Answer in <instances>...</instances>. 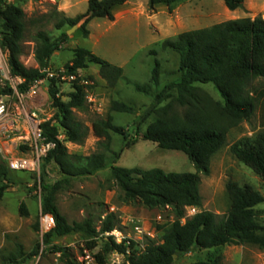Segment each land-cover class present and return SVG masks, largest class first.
Returning a JSON list of instances; mask_svg holds the SVG:
<instances>
[{
	"label": "trees",
	"instance_id": "obj_1",
	"mask_svg": "<svg viewBox=\"0 0 264 264\" xmlns=\"http://www.w3.org/2000/svg\"><path fill=\"white\" fill-rule=\"evenodd\" d=\"M129 0H88V9L75 18L59 13L56 30L74 27L83 21L80 30L88 37V24L94 19H115V9ZM188 0H148L149 11H155L165 5L168 12ZM246 0H224L230 11L242 9ZM58 12V11H57ZM26 13L23 8L0 0L1 47L9 52V66L13 75L24 79L21 87L26 91L30 84L43 78V70L50 67L52 56L68 42L67 31L54 38L47 32L38 31L32 36L35 45L34 58L37 67H28L22 61L23 44L26 39ZM160 48L178 55L179 78L164 87L155 95L149 85H135L137 92L154 96L155 103L142 120L154 113L150 122L138 139L156 143L160 149L183 152L194 165L195 173H167L160 168L143 170L127 169L110 164L112 156L118 157L112 149V134L126 141L128 135L122 126L114 124L111 114L106 118L92 122L94 135L99 139L97 151L89 156L72 154L64 142L58 139L63 131L65 140L82 145L87 138L88 129L78 121L75 112L89 110L84 87L73 86V92L67 96L60 93V85L49 82V97L54 115L43 125L48 141L55 148L43 159V168L54 162L64 179L48 185L43 182L42 212L54 218V228L45 235L48 244L52 238H62L72 234H82L92 240L87 244L91 250L96 248L95 238H102L100 250L95 257L105 264L108 256L119 253L125 256L123 264H176L175 256L207 250L206 261L193 264H224L220 249L225 246L253 245L264 249V226L256 220L255 208L264 203V197L251 186H242L229 180L226 192L229 209L224 215L203 210V197L200 191L201 176L211 172V161L227 142L228 132L243 122H250L259 111V130L252 136H245L235 142L231 153L244 165L251 168L264 182V19L245 17L215 24L209 28L196 29L178 34L174 38L162 41ZM157 54L155 50L150 52ZM96 64L100 67L101 77L109 82L123 78L122 68L96 56L90 50L77 47L73 49V58L65 65L68 75L78 76L81 70ZM160 62L152 71L151 83L159 84ZM212 84L221 100L213 99L202 85ZM175 91V94H171ZM64 96L68 100H64ZM168 104H161L171 99ZM174 106L185 109L182 115L174 113ZM110 112L131 113L133 107L120 102L111 103ZM25 147H21L24 150ZM116 160V158H114ZM110 166V180L118 188V200L131 205L141 202L150 210L171 208L176 221L163 232L160 242L151 241L141 250L134 241L118 244L108 233L118 229L120 221L114 212L101 210L90 213L81 222L70 223L62 214L57 197L78 177L92 176ZM12 171L8 163L0 165V200L10 188ZM103 203L99 205L101 208ZM195 207L198 212L188 218L187 208ZM96 210V209H95ZM23 213L27 214L23 207ZM105 213V214H104ZM104 215V216H103ZM98 222L100 226L98 227ZM56 252L67 258L64 248ZM37 255V251L26 254L23 247L1 264H27ZM68 264H79L74 261ZM83 264V263H82Z\"/></svg>",
	"mask_w": 264,
	"mask_h": 264
},
{
	"label": "rangeland",
	"instance_id": "obj_2",
	"mask_svg": "<svg viewBox=\"0 0 264 264\" xmlns=\"http://www.w3.org/2000/svg\"><path fill=\"white\" fill-rule=\"evenodd\" d=\"M6 2L23 8L26 13V39L23 44L22 61L28 67H37L32 36L38 31H44L56 38L65 30L68 33L71 28L56 30L55 24L61 17L59 15L61 12L53 0H6ZM72 8L73 13H85L88 9V1L74 0ZM239 12L234 13L228 10L224 0H188L176 5L172 13L168 10L165 14L161 13V18L165 17V20L162 18L163 32L160 31L161 28L153 26L152 34L142 29L139 35L129 36L120 35L117 29L109 28L105 24V19H94L93 24L90 26L89 23L87 26L89 35L85 38L80 30L83 23L81 21L76 30L67 34L69 40L66 45L52 56L50 67L54 70L65 69V65L73 58V49L83 47L111 64H123L124 75L122 79L114 83L109 82L101 77L100 67L96 64L79 72L77 85H81L83 81L89 82L87 90L95 97V104L99 109L93 108L94 103L87 101L88 111L75 112L78 121L88 129V134L82 145L68 142L65 138L63 142L69 152L83 156L95 153L99 139L93 133L92 122L111 114L114 124L125 128L128 141L120 135L112 134V149L119 153V156H112L110 164L116 162L117 166L127 169L160 168L167 173H195L194 165L183 152L163 150L156 143L141 139L132 144L137 134L144 133L148 124L156 117L154 113H151L146 120H142V117L152 109L155 100L154 96L137 92L135 85H149L155 95L166 85L176 82L179 78L178 55L171 51H163L159 44L183 32L209 28L239 16L245 18L253 14L251 7ZM168 17L171 19L170 23H168ZM155 39L158 40L157 43L153 41ZM118 40L121 50L116 45ZM152 50H155L157 54H151ZM156 61L160 62V77L159 84L155 86L151 83V76ZM74 84V80L70 79L61 81L60 93L67 96L73 92ZM202 88L213 99L221 100L212 84L202 85ZM171 94L174 95L175 91H171ZM47 95L44 106L38 112L41 118H50L55 112L51 106L49 92ZM65 96L63 99L66 101L68 98ZM113 101L130 105L133 107V112H110ZM170 101L172 98L163 102L160 107ZM184 112L183 107L174 106V113L182 115ZM258 130L259 111L250 122H243L228 132L226 145L212 158L210 174L201 176L200 191L203 197V210L217 215H224L228 211L230 203L226 185L229 180L236 181L242 186L249 185L264 197L262 179L230 151L235 142L245 136H252ZM26 154L27 151L21 150L20 147L11 154L3 152L0 154V165L3 161H8V158L22 157ZM110 176L109 166L92 176L72 179L57 197V205L62 214L72 223L81 222L90 213L96 214L101 210H108L116 213L120 221L118 229L113 231L116 237L131 239L141 250L151 241L160 242L163 232L176 221L172 209L168 207L150 210L139 201L131 205L122 204L118 200V188L110 180ZM63 179V174L54 162L47 164L45 168L42 162L39 173L11 172L12 183L0 200V264L3 258L15 253L19 246L23 247L26 254L37 251V255L27 264H68L70 261L82 264L84 249H88L92 254L100 250L101 237L94 239V241L98 240L97 246L91 250L87 244L92 240L77 233L62 238H52L48 244L45 242V235L49 232L43 228V218L46 215L43 214L41 205L42 184L44 182L53 185ZM101 203L105 206L100 208ZM23 207L27 214L22 212ZM255 211L256 220L264 226V203L257 206ZM186 216H191L188 210ZM186 216L181 220L182 223L186 222ZM97 224L99 227L100 222ZM146 233H150L153 237ZM59 248H64L67 258H64L62 253L56 252ZM208 253L207 250L197 251L182 257L178 256L175 261L176 264L203 262L206 261ZM220 253L223 255L224 264H264V249L257 246H225L220 249ZM124 261L125 257H121L120 264Z\"/></svg>",
	"mask_w": 264,
	"mask_h": 264
},
{
	"label": "built area",
	"instance_id": "obj_3",
	"mask_svg": "<svg viewBox=\"0 0 264 264\" xmlns=\"http://www.w3.org/2000/svg\"><path fill=\"white\" fill-rule=\"evenodd\" d=\"M1 42V33H0ZM44 77L36 80L26 91H22L24 79L13 75L9 66V52L4 50L0 44V154H11L16 149L25 147L27 154L22 157L8 158L9 168L15 172H32L39 173L41 163L49 153L54 150L55 143L50 142L44 135L42 128L43 123L50 118H41L38 112L44 106L45 96L49 92V82L55 80L58 84L65 79L74 80L75 75H68L66 69L54 70L51 67L42 71ZM81 86L86 93V101L94 103L93 108L99 109L95 104V97L88 92V81H83ZM58 139L63 141L65 135L62 131ZM21 144V145H20ZM191 216H186V220L195 215L198 210L195 207L187 208ZM55 226L54 218L46 215L43 218V228L50 232ZM139 230V228H137ZM144 232V231H141ZM148 236L153 237L150 233ZM107 236H113L118 244L127 241L130 244L131 239L125 237H116L114 232L108 233ZM144 249V248H143ZM95 254L88 249L83 250V264H100ZM125 257L117 252L108 256L105 264H120V258Z\"/></svg>",
	"mask_w": 264,
	"mask_h": 264
},
{
	"label": "crops",
	"instance_id": "obj_4",
	"mask_svg": "<svg viewBox=\"0 0 264 264\" xmlns=\"http://www.w3.org/2000/svg\"><path fill=\"white\" fill-rule=\"evenodd\" d=\"M55 4L58 6L59 12L65 14L66 17L69 18H75L78 15L84 14V13H73L72 12V2L74 0H53ZM88 1V0H87ZM148 0H129L127 3H125L122 6H119L115 9L114 15L115 19L113 21H110L108 19H105V24L109 26V28L117 29L118 34L120 35H139L143 30H146L148 33H151L152 27L161 28L160 31L163 32V23L162 20H165V17L162 16L161 13L165 14L167 12L166 7L158 6L155 11H149V5ZM252 8L253 14L251 15L252 18L256 16H262L264 19V0H246L244 4V8ZM243 9H238L233 11L234 13H240L239 11H244ZM247 17V16H246ZM249 17V16H248ZM238 18H244V17H237ZM171 19L168 17V23H170ZM92 20L90 22V26L93 24ZM155 43L158 42V40H153ZM116 45L119 50H121L119 45V40L116 41ZM58 53V52H56ZM55 53V54H56ZM113 65L120 67L123 69V64H115ZM124 71V70H123Z\"/></svg>",
	"mask_w": 264,
	"mask_h": 264
},
{
	"label": "water",
	"instance_id": "obj_5",
	"mask_svg": "<svg viewBox=\"0 0 264 264\" xmlns=\"http://www.w3.org/2000/svg\"><path fill=\"white\" fill-rule=\"evenodd\" d=\"M78 28V25H75L74 27H72L71 29H69L68 30V35L72 32V31H74V30H76ZM177 256H175V258H176Z\"/></svg>",
	"mask_w": 264,
	"mask_h": 264
}]
</instances>
